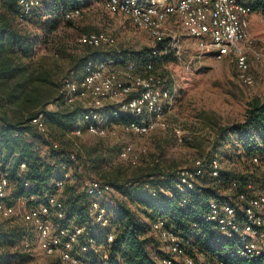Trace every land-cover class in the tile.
Returning <instances> with one entry per match:
<instances>
[{"label":"built area","instance_id":"built-area-1","mask_svg":"<svg viewBox=\"0 0 264 264\" xmlns=\"http://www.w3.org/2000/svg\"><path fill=\"white\" fill-rule=\"evenodd\" d=\"M18 4L22 14H28L39 5V0H18ZM102 4L107 13L124 17L144 31L154 43L162 45L160 51L156 47L151 48L153 55L173 50L181 40L183 29L197 43L198 49L211 52L219 60H233L238 79L244 85L253 84L248 59L251 43L249 18L259 10L264 16V0H103ZM80 12L78 9L69 11L65 19L74 21ZM76 42L80 47L98 50L114 47L116 39L97 32L80 34ZM174 53L177 54L178 50L175 49ZM152 69V62L140 67L133 60L123 61L119 53L89 59L80 79H63L61 96L56 101L67 111L79 113L75 127L67 133L75 137L89 134L107 138L116 136L118 129L136 136L167 129L166 115L174 99L164 80ZM29 124L43 135L48 133L42 111L33 116ZM173 132L178 142L186 140V135L178 127ZM52 148L59 149L60 146L53 142ZM78 152V147L74 146L60 162V178L54 182L58 191L70 179L71 165L78 162ZM139 154L132 144L126 143L119 149L118 157L136 165ZM250 163L264 174V164L257 157H252ZM26 168L24 162L20 163L19 175ZM6 169L7 165L0 163V217L7 220L19 217L33 231L37 250L47 257L57 258L58 264H94L96 261L98 264H111L110 244L115 233L104 202L113 191L109 184L96 178L85 183L88 220L79 224L66 221L57 194L27 207H24V199L21 207L8 203L10 181ZM221 170L222 161L217 154L205 155L196 158L188 167L177 168L175 179L167 188L146 187L152 196L158 191L168 193L172 189L186 196L196 192L205 178L219 177ZM222 194L226 195L225 199L208 201L202 217L216 238L223 241V248L215 254L212 264H229L231 259L264 264V180L260 181L258 188L248 183L246 191H224ZM186 202L184 197L182 204ZM101 231H106V234L98 239ZM150 235L158 244L160 254L155 256L158 264H203L201 255L192 256L189 252L194 238L192 233L183 234L165 219L157 218L150 222ZM23 244L29 247L27 240Z\"/></svg>","mask_w":264,"mask_h":264},{"label":"trees","instance_id":"trees-1","mask_svg":"<svg viewBox=\"0 0 264 264\" xmlns=\"http://www.w3.org/2000/svg\"><path fill=\"white\" fill-rule=\"evenodd\" d=\"M92 0H39V5L28 14H22L18 0H0V163L7 165V176L10 181V198H26L29 205H36L46 197L57 194L58 202L62 205L67 222L86 223L88 220V199L85 191H80L77 185L63 183L58 191L55 180L60 162L64 160L66 152L59 149L51 150L56 159L54 163L41 158L34 143L24 137L29 120L44 112L47 124L55 125L66 133L75 127L78 111H46L43 109L48 97L52 75L42 60L36 57L34 41L22 31L25 26L38 27L46 36L56 31L62 24L71 23L65 19L69 11L82 9ZM45 18V19H44ZM21 23L23 28H17ZM89 51L81 56H73L71 72L74 79L83 76L84 65L89 59L98 58L97 49L89 47ZM157 50L162 45L157 44ZM91 50V51H90ZM123 61L133 60L140 67L152 62V72L163 79L161 66L167 60L165 53L153 55L151 49H143L134 53H119ZM60 98V97H59ZM13 118L7 115V111ZM29 126V127H28ZM14 133L17 135L14 136ZM215 153L221 161L234 166V169H222L219 177L205 178L203 185L196 192L183 196L174 189L171 192H160L155 196L149 194L147 185L157 188H167L175 179V171L164 165L160 152L142 165L136 167L133 173L116 167L112 177L101 180L109 184L120 194V199L113 205H106L111 215L114 227V239L110 244L109 260L111 264H158L155 256L157 241L150 235V222L162 218L183 234L192 233L190 254L201 255L203 264H212L214 256L223 248V241L216 238L210 230V225L203 222V215L207 210L210 199L223 200L231 193L246 191L251 183L254 188L259 187L264 174L260 168H254L250 163L252 157H257L264 164V102L252 101L248 104L244 119L241 122L224 126L217 133ZM87 152L85 165L89 169H99L100 163L106 162L112 156L118 155V149H100ZM108 157L102 156L103 153ZM95 153L96 156L94 155ZM24 162L26 170L19 175V165ZM9 164V165H8ZM235 183V186H233ZM186 198V204L182 199ZM134 205L135 209L131 208ZM193 225H195L193 227ZM106 231L97 236L101 239ZM24 235L16 229H3L0 226V247H8L16 243ZM192 249V250H191ZM2 264L7 262L0 261ZM229 264H254L242 259L228 260ZM94 264H98L97 261ZM181 264V263H175Z\"/></svg>","mask_w":264,"mask_h":264},{"label":"rangeland","instance_id":"rangeland-1","mask_svg":"<svg viewBox=\"0 0 264 264\" xmlns=\"http://www.w3.org/2000/svg\"><path fill=\"white\" fill-rule=\"evenodd\" d=\"M102 1L92 0L82 9L78 18L71 23L62 24L47 36L38 27L25 26L27 29H22L36 43L34 59L42 60L51 71L53 83L49 84L48 91L50 90L52 96L48 97L43 107L46 111L65 109L56 102L61 96L63 79L74 77V72H71L73 56H81L89 51L88 48L77 45L76 39L80 34L103 32L116 39L114 47L98 49L100 57L121 52L130 54L157 46L144 31L133 26L124 17L107 13ZM16 26L18 29L24 27L21 23ZM249 37L251 43L248 59L254 82L247 86L238 79L233 60H219L211 52L198 49L197 43L182 29L180 42L173 50L167 51V60L160 71L164 85L174 99L173 106L166 115L168 128L165 130L136 136L118 129L114 137L98 138L89 134L75 137L55 125L48 124L46 135L28 126L24 137L34 143L38 155L49 163L57 162L51 152L53 142L59 144V151L62 152H67L74 146L78 147V162L71 165V176L67 183L77 185L82 192L85 190V183L91 178L109 181L113 169L118 166L126 169L129 174L133 173L140 164L156 156L159 148H163L160 153L163 155L164 165L171 168L169 170L172 172L177 168L188 167L198 157L216 154L214 142L217 133L224 126L243 121L248 104L252 101L264 102L262 10L252 13L249 18ZM175 49L178 50L177 54L174 53ZM7 115L14 119L9 110ZM175 127L181 129L187 137L181 143L173 132ZM126 143L132 144L137 153H140L138 164L131 165L114 154L106 162L100 163L99 169H89V162L88 168L84 166L87 152L94 151L97 149L95 147L119 151ZM142 149L145 152H140ZM102 153V156L108 157L105 152ZM232 168L234 169L233 165L222 161V169ZM57 173L60 174V170ZM120 198V194L113 189L104 202L113 205ZM22 199L25 200L24 207L29 206L24 197L14 200L10 198L9 201L21 207ZM131 208L135 209L134 205ZM0 226L3 229H16L24 235L16 243L0 247V261L13 264H58L57 258L47 257L37 250L33 231L19 217L8 220L0 217ZM24 240L29 242V247L24 246Z\"/></svg>","mask_w":264,"mask_h":264}]
</instances>
